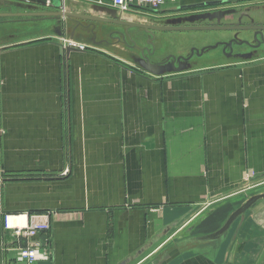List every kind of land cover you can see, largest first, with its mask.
Instances as JSON below:
<instances>
[{
  "label": "crops",
  "instance_id": "crops-1",
  "mask_svg": "<svg viewBox=\"0 0 264 264\" xmlns=\"http://www.w3.org/2000/svg\"><path fill=\"white\" fill-rule=\"evenodd\" d=\"M65 1L69 13L121 15ZM259 6L178 0L121 19L157 25ZM82 23H59L62 38L0 43V264H19L26 245L8 215L51 214L52 260L40 264H147L190 227L217 229L264 182L263 59L156 76L136 66V47L110 37L124 28ZM129 33L145 46L143 31ZM72 35L84 51H68Z\"/></svg>",
  "mask_w": 264,
  "mask_h": 264
},
{
  "label": "water",
  "instance_id": "water-1",
  "mask_svg": "<svg viewBox=\"0 0 264 264\" xmlns=\"http://www.w3.org/2000/svg\"><path fill=\"white\" fill-rule=\"evenodd\" d=\"M28 5H33L35 7H43L51 9V11L48 12H42V13H26V14H0V18H7V17H13V18H42L44 20L54 21L58 23H62V21H76L78 22V28L83 27L82 22H94V23H103V24H110L118 27L124 28V33H120L118 31H113L110 33V37L112 38L114 35L117 36V41L123 42L125 44H128L130 42L134 47L137 48V50L140 52V56L138 58L132 57L133 60L136 63V66L145 72L149 74H153L156 76H160L163 74L168 73H182L188 70H192L190 68L189 63L191 62L192 58L194 56L201 57L207 49H203L202 51L194 50L192 53L187 57H175L171 56L161 61H155V47H154V41L157 39V33H167V32H191V31H253V41H237L236 39L229 41L228 43L222 44L224 55L228 59H235L241 62H248L252 61L254 59H260V58H254V51L258 48H261L264 45V27L260 25L255 24H249L244 25L241 23V21L237 23H230L226 25H213V26H194L192 24L197 23L198 21H213V20H223L232 19L236 13L234 11L231 12H215V13H205L202 15H190L188 17H185L183 19H178L176 21H166L161 20V22H157V25H148V24H142V23H131L128 21L122 20V13L119 11L118 17H115L113 19L108 18H101V17H94L91 15H80L76 13H69L66 11L65 0H22ZM238 13V12H237ZM243 15H240L242 17ZM230 18V19H229ZM163 21L164 24H161ZM155 22V21H153ZM185 22L189 24L190 26H183L182 23ZM139 29L143 31L142 37H147L145 40V46L139 47L136 41L133 39V37L130 35L129 31H133ZM75 30V29H74ZM55 34L59 36V38H62V31L60 30V27H58L55 31ZM140 37V39L142 38ZM144 38V39H145ZM71 41H76L74 39V35L70 38ZM129 45V44H128ZM234 45L241 47L245 46L251 51L240 56H232L234 51ZM218 47V46H217ZM215 47V48H217ZM70 48V47H69ZM74 50V49H68V51ZM229 50V54L227 55L226 51ZM137 59V60H135ZM159 62V63H158ZM232 62V61H229ZM264 199V193L257 194L255 196L250 197L248 200L245 201V203L237 210L232 212L230 216L228 217L225 225L217 232L204 236L199 235L198 233H195L194 237L198 238L200 241H202L201 244L204 242H218L221 241L222 237L227 235L229 233L228 231L234 226L235 221L241 217L243 218L244 215L251 210V207L259 202L260 200ZM241 226H239L240 229ZM196 226H192L189 229H187L186 233L182 236L178 237V242L180 241L181 245H184L185 252L187 249L191 247L190 238L193 237L192 233L196 230ZM193 230V231H192ZM237 235V233L234 235V237ZM198 243V242H197ZM175 247V246H174ZM173 248L167 247L163 251H161V254H158L156 258L151 261L158 264H164L166 259H162V256L164 254H168L170 250ZM180 252V251H179ZM161 256V257H160ZM171 257V256H170Z\"/></svg>",
  "mask_w": 264,
  "mask_h": 264
},
{
  "label": "rangeland",
  "instance_id": "rangeland-1",
  "mask_svg": "<svg viewBox=\"0 0 264 264\" xmlns=\"http://www.w3.org/2000/svg\"><path fill=\"white\" fill-rule=\"evenodd\" d=\"M2 3L8 4L14 13L11 14H26V13H42L51 11V9L43 7H35L28 5L22 0H0V12H7ZM240 15H243L240 17ZM233 18L230 20L223 19L220 21H198L192 25L194 26H213V25H226L230 23H237L241 21L244 25L255 24L264 27V6L256 8H246L238 10ZM19 21H16V20ZM11 23H0V43L7 41H15L21 39H28L42 34H53L59 27L58 22L44 20L42 18H28L20 19L15 18ZM21 20V21H20ZM161 22L160 20H153ZM161 24H164L163 21ZM183 26H190L183 22ZM109 32L108 30H105ZM237 41H253V31H191V32H167L157 33V39L154 41L155 59L156 61L164 60L168 57H187L192 51H202L207 49L201 56H194L189 63L192 69H209L214 67H229L238 63H246L228 59L224 55L222 44L228 43L231 40ZM140 42H144V37L139 38ZM218 46V47H217ZM217 47V48H215ZM235 50L243 48L242 51L250 52L247 47H238L234 45ZM254 58L264 60V45L254 51ZM232 61V62H229ZM249 62V61H248ZM253 186L249 185L246 190H251ZM264 260V259H263Z\"/></svg>",
  "mask_w": 264,
  "mask_h": 264
},
{
  "label": "flooded vegetation",
  "instance_id": "flooded-vegetation-1",
  "mask_svg": "<svg viewBox=\"0 0 264 264\" xmlns=\"http://www.w3.org/2000/svg\"><path fill=\"white\" fill-rule=\"evenodd\" d=\"M2 7L8 11L4 13L0 12V14L14 13L8 4L2 3ZM188 16H190V14L177 13L174 15L173 21ZM14 19L13 17L0 18V23H11L15 21ZM20 19L27 20L28 18ZM16 21L19 20L17 19ZM242 50L243 48L234 49L232 56H240L248 53ZM226 53L228 55L229 50H227ZM252 189H254L252 194L244 199L235 210L239 209L250 197L264 193V182L253 186L251 190ZM232 212L228 214L227 218L214 231L206 234H198L207 236L219 231L225 225ZM239 226H241L240 229ZM228 232L227 235L222 237L219 243L209 242L207 244L206 242L201 244L202 241L194 237L196 234L192 233L193 237L190 238L189 243L191 247L185 252V250H183L184 245H176L168 254L162 256V259H166L164 264H264V199L255 203L243 218L239 217ZM236 233L237 235L234 237ZM211 247L214 248L212 249ZM159 254H161V252ZM204 257L208 258L207 263L201 260V258ZM147 264L156 263L150 261Z\"/></svg>",
  "mask_w": 264,
  "mask_h": 264
},
{
  "label": "built area",
  "instance_id": "built-area-1",
  "mask_svg": "<svg viewBox=\"0 0 264 264\" xmlns=\"http://www.w3.org/2000/svg\"><path fill=\"white\" fill-rule=\"evenodd\" d=\"M178 0H96L101 6H108L122 14L151 16L167 5H175ZM66 46L84 51L85 45L65 40ZM67 175V173H65ZM6 228L13 232L17 239L26 240L25 246L16 249L15 259L19 264L49 263L53 251L46 239L51 230V214L8 215L5 218Z\"/></svg>",
  "mask_w": 264,
  "mask_h": 264
}]
</instances>
